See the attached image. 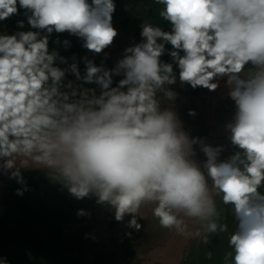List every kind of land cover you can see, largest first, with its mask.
Here are the masks:
<instances>
[{"label":"clouds","instance_id":"1","mask_svg":"<svg viewBox=\"0 0 264 264\" xmlns=\"http://www.w3.org/2000/svg\"><path fill=\"white\" fill-rule=\"evenodd\" d=\"M154 2L170 30L142 22L140 42L108 67L105 50L119 34L114 0H0V21L23 9L32 29L0 33V175L23 196V171H42L76 200L107 206L115 221L129 217L135 231L152 206L160 227L179 235L229 233L219 204L230 206L224 264H264V0ZM53 33L78 38L91 58L50 49ZM221 81L234 102L226 158L224 145L185 129L173 88L215 92Z\"/></svg>","mask_w":264,"mask_h":264},{"label":"trees","instance_id":"2","mask_svg":"<svg viewBox=\"0 0 264 264\" xmlns=\"http://www.w3.org/2000/svg\"><path fill=\"white\" fill-rule=\"evenodd\" d=\"M116 11L113 25L119 35L135 43L140 42V25L151 22L159 25L162 18L159 11L162 5L154 0H114ZM23 20L24 27L18 28L17 21ZM118 24H114V22ZM24 10L19 15L0 21V33L13 34L17 31H28ZM59 39L60 43L55 41ZM69 40L70 47L63 46ZM82 41L68 33H53L50 48L56 47L61 55L78 58L89 55L81 47ZM97 64L102 57H94ZM81 69L83 64L80 65ZM178 74V69H176ZM219 116L230 120L234 115V102L221 104ZM229 116V117H228ZM188 118V113L184 114ZM227 118V119H226ZM188 120V119H187ZM28 191L23 196L16 195V189L22 187L15 180L6 189L0 203V259L7 264H115L116 253L104 250L85 238L87 224L83 217L76 215L77 210L84 209L92 203L91 199L76 200L59 183L51 180L44 172L38 170L23 173ZM219 204V198H217ZM224 209L222 222L229 225V233L235 230V222L230 206L219 204ZM229 233L207 235L208 244L201 248L190 247L185 255L184 264H224L226 252L231 251L228 245ZM98 247L99 249H97ZM94 249V250H93ZM120 264H125L122 262Z\"/></svg>","mask_w":264,"mask_h":264},{"label":"rangeland","instance_id":"3","mask_svg":"<svg viewBox=\"0 0 264 264\" xmlns=\"http://www.w3.org/2000/svg\"><path fill=\"white\" fill-rule=\"evenodd\" d=\"M114 24L116 25L118 22L115 21ZM159 26L164 30H170L169 24L163 19ZM134 43L127 37L118 34L114 44L105 50L109 54L106 61L107 66L111 67L122 56L123 50ZM166 48L170 50L171 45H166ZM50 49L57 48L51 47ZM101 57L103 59L102 55ZM162 59L165 62H170L171 58L165 53ZM173 88L179 94L176 100V111L183 121L185 129L192 136L203 138L206 143L214 146L224 145L225 151L222 158L229 156L234 149L227 138L228 133L225 125L232 120L233 115L228 118L230 120L226 121L223 120L225 116L223 118L217 114L220 113L221 104L231 100L226 95L227 89L224 87V82L221 81V87L215 92H209L203 88L193 90L187 85L181 87L179 82ZM190 109L195 110L196 115L188 114V118H185L184 114L188 113ZM197 159L200 161L205 159L199 152L198 146ZM12 181L7 176L0 175V203ZM151 208L152 206H145L141 209L140 215L143 219L138 220L142 225L139 231L125 226L129 217H126L123 223L115 221L113 211L107 206L98 205L95 198H92V203L86 208V211L91 214L90 217L84 216L83 218L87 224L88 235L95 245L116 253L115 264L122 262L125 264H184L185 255L191 246L196 245L201 248L204 244H208L205 242L203 234L199 237L183 236L161 228L158 220L152 215ZM197 228L198 225L189 222L190 231L195 232ZM129 232L130 236L127 235ZM98 247L96 248L99 249Z\"/></svg>","mask_w":264,"mask_h":264}]
</instances>
